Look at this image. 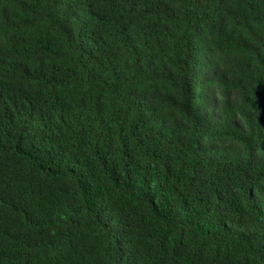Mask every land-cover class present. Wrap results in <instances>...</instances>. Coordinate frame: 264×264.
<instances>
[{
  "label": "trees",
  "instance_id": "16d2710c",
  "mask_svg": "<svg viewBox=\"0 0 264 264\" xmlns=\"http://www.w3.org/2000/svg\"><path fill=\"white\" fill-rule=\"evenodd\" d=\"M0 264H264V0H0Z\"/></svg>",
  "mask_w": 264,
  "mask_h": 264
}]
</instances>
